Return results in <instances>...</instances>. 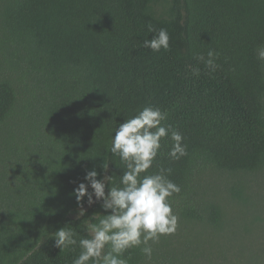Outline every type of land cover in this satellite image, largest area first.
<instances>
[{"label": "trees", "instance_id": "1", "mask_svg": "<svg viewBox=\"0 0 264 264\" xmlns=\"http://www.w3.org/2000/svg\"><path fill=\"white\" fill-rule=\"evenodd\" d=\"M148 25L167 30L168 50L144 48ZM259 47L264 0H0V264H72L80 249L60 251L53 233L68 225L85 236L83 219L104 214L85 197L77 220L73 190L87 171L102 178L104 162L119 183L114 129L149 106L187 155L171 159L164 138L148 173L170 168L181 189L171 206L220 226L221 209L195 204L191 183L212 167H264ZM209 50L215 71L196 59ZM124 257L145 258L140 247Z\"/></svg>", "mask_w": 264, "mask_h": 264}, {"label": "clouds", "instance_id": "2", "mask_svg": "<svg viewBox=\"0 0 264 264\" xmlns=\"http://www.w3.org/2000/svg\"><path fill=\"white\" fill-rule=\"evenodd\" d=\"M148 32L153 35L144 40V48L154 52L169 49L170 37L166 29L156 30L148 25ZM257 57L264 61V47L257 49ZM196 59L211 71L216 70L214 51L209 50L207 58L200 55ZM193 74L198 76L200 69L194 68ZM166 118V113L150 106L126 118L114 129L110 147L111 155L118 157L123 165L119 183L115 182L113 175L107 174L109 162H104L102 178H97L99 173L95 169L87 171L84 177L87 183L81 182L74 188L77 220L86 215L85 197L88 206L99 202L104 214L97 212L83 219L85 236L78 238V233L68 225L53 233L55 247L60 251L80 249L72 264H128L129 258H125L124 253L136 247L151 259L153 248L150 241L157 242L161 236L176 231L178 216L169 198L179 194L181 189L168 179L170 168L161 167L156 173H148L164 138L172 141L168 152L171 159L179 160L187 155L182 134L163 124Z\"/></svg>", "mask_w": 264, "mask_h": 264}, {"label": "rangeland", "instance_id": "3", "mask_svg": "<svg viewBox=\"0 0 264 264\" xmlns=\"http://www.w3.org/2000/svg\"><path fill=\"white\" fill-rule=\"evenodd\" d=\"M191 192L201 208L221 209V225L187 218L172 206L176 231L150 241L151 259L144 255L142 264H264V167L208 168L194 177Z\"/></svg>", "mask_w": 264, "mask_h": 264}]
</instances>
